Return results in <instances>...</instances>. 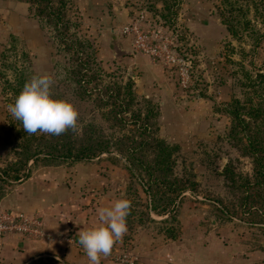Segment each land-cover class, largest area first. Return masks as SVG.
<instances>
[{
    "label": "rangeland",
    "instance_id": "obj_1",
    "mask_svg": "<svg viewBox=\"0 0 264 264\" xmlns=\"http://www.w3.org/2000/svg\"><path fill=\"white\" fill-rule=\"evenodd\" d=\"M219 2L178 0L174 13L168 18L162 17L166 12L162 11L159 1H153L155 9L148 7L146 0L65 2L66 17L92 44L98 66L122 80L130 78L137 98L153 104L157 112V136L177 145L173 174L186 184V189L174 198L170 206V219L161 222L167 215L149 212L146 195L124 168L122 160L101 155L83 162L26 161L27 175L41 167L87 165L88 171H94L96 177L83 182L80 194L96 192L108 198L106 201L110 198L132 201L127 218L128 231L119 245L123 251L116 256L118 263L133 264L134 258L129 254L136 243L133 236L147 234L153 238L151 244L167 245L169 249L183 245L185 250H189L198 245L205 249L216 248L219 252L221 248L223 251L218 255L217 264H224L226 259L229 264H264V219L252 223L238 206L243 190L241 185L244 180L252 181V159L243 152L242 134L232 132L236 120L229 105L230 100L237 99L243 105L240 111L243 113L250 103L264 102V89L256 88L254 91L248 83V79L256 80L258 72L264 74V25L260 17L264 0L233 1L236 10L249 9L245 19L239 15L233 18L238 20L235 34L226 30L221 22L216 8L217 5L221 7ZM24 3L27 15L40 29L41 47L30 48V41L8 33L0 39V106L4 118L2 152L5 153L0 160V168L16 159L18 142L15 133L18 125L8 111V105L13 103L9 84L19 73L26 82L34 75L50 74L55 60H61V56L55 53L56 44L48 29L40 26L33 7ZM141 10L147 15V26H155L171 38L175 52L189 62L186 87L178 84L174 66L152 61L135 51L131 37L120 32V27ZM113 43L132 53L114 56ZM137 56L160 80L153 79L146 85L135 87L136 75L143 73L135 67L134 58ZM161 83L165 84L166 90L159 94L158 90L163 87ZM65 99L78 109L79 119L92 115L88 101H75L67 91ZM95 114L96 122H101L100 116ZM39 134L36 133L37 136ZM82 169L87 171L88 168ZM224 170L226 175H223ZM92 183L97 185L93 187ZM94 203L96 200H89L88 204ZM222 208L228 211L223 212ZM148 215L155 221L149 220ZM166 228H171L173 236L167 235Z\"/></svg>",
    "mask_w": 264,
    "mask_h": 264
},
{
    "label": "trees",
    "instance_id": "obj_2",
    "mask_svg": "<svg viewBox=\"0 0 264 264\" xmlns=\"http://www.w3.org/2000/svg\"><path fill=\"white\" fill-rule=\"evenodd\" d=\"M30 4L41 27H46L56 44V54L61 60H55L52 72L55 83L52 96L65 99L66 91L75 101H88L92 115L78 120L76 130L54 136L49 134H28L21 121L16 120L17 151L16 159L0 168V197L6 186L27 176V160L35 163L90 161L104 155L106 158L122 160L124 168L136 180L146 195V207L156 215H171L170 206L174 198L186 189V184L173 174L174 153L177 145L169 144L157 136V112L148 100L140 101L134 92V83L130 78L122 80L112 72H105L98 66L95 50L90 41L76 30V24L66 17V0H18ZM153 1L161 3L162 17L168 18L174 12L178 0H146L150 8L155 9ZM232 1V2H230ZM234 0H220L216 6L218 16L226 30L236 33L238 20L236 15L245 19L246 9L236 10ZM236 12V14H233ZM264 25V10L260 14ZM248 23V20H244ZM245 29V25H242ZM254 79H248L249 86L264 89V74L258 72ZM26 83L21 73L16 74L9 89L16 96ZM66 100V99H65ZM232 116L236 120L232 132H240L244 139L243 152L252 159V181L244 180L238 206L252 223L264 219V102L250 103L241 113L243 105L237 99L230 100ZM95 112L101 118L96 122ZM246 117V118H244ZM238 130H235L237 129ZM226 175V170L223 171ZM227 212V208H222ZM149 220H153L148 215ZM264 228V223H262ZM166 233L173 236L171 228ZM23 264H66L53 256L45 255Z\"/></svg>",
    "mask_w": 264,
    "mask_h": 264
},
{
    "label": "crops",
    "instance_id": "obj_3",
    "mask_svg": "<svg viewBox=\"0 0 264 264\" xmlns=\"http://www.w3.org/2000/svg\"><path fill=\"white\" fill-rule=\"evenodd\" d=\"M5 33L17 35L20 40L27 39L31 42L30 48L41 47L40 29L36 21L27 15V5L24 2L0 0V39ZM134 61L137 70L143 71L136 75V88L137 85H146L147 81L160 80L150 73V67L143 63L141 57H135ZM164 87L165 84L158 90L159 94L166 90ZM3 136L4 118L0 106V160L5 155L2 152ZM84 167L88 168L87 171L82 169ZM76 170L82 173H76ZM88 170L89 166L81 164L74 168L41 167L5 187L4 194L0 197V209L38 216L50 240L18 234L2 236L0 264H23L45 255L53 256L66 264H89L86 253L79 244L78 232L95 226L98 223V208L108 206L115 200L110 198L106 201L108 198L105 199L104 195L96 192L80 194L79 188H82L83 182L96 177L94 171ZM96 185L91 184L93 187ZM89 200H96V203L89 206ZM133 237L136 240L135 247L129 251L134 258L133 264H217L218 255L223 251L221 248L218 252L216 248L205 249L198 245L189 250H185L183 245L169 249L167 245L159 247L156 242L151 244L153 238L147 234ZM119 245L120 243L114 247L110 256L101 259V264H121L116 260V256L123 251ZM224 264H229V260L226 259Z\"/></svg>",
    "mask_w": 264,
    "mask_h": 264
},
{
    "label": "clouds",
    "instance_id": "obj_4",
    "mask_svg": "<svg viewBox=\"0 0 264 264\" xmlns=\"http://www.w3.org/2000/svg\"><path fill=\"white\" fill-rule=\"evenodd\" d=\"M55 80L49 73L34 75L25 83L14 103L8 105L12 117L22 122L28 134L43 133L59 136L69 129L76 130L79 111L68 100L55 99L52 86ZM132 201L120 198L108 206L98 208V223L78 232L89 264H101L127 234V218Z\"/></svg>",
    "mask_w": 264,
    "mask_h": 264
},
{
    "label": "built area",
    "instance_id": "obj_5",
    "mask_svg": "<svg viewBox=\"0 0 264 264\" xmlns=\"http://www.w3.org/2000/svg\"><path fill=\"white\" fill-rule=\"evenodd\" d=\"M147 23V15L141 10L120 27V32L131 37V46L135 51L148 56L152 61L174 66L178 84L186 87L190 73L189 62L175 52L171 38L155 26L148 27ZM11 234L50 240L38 216L20 211L0 210V237Z\"/></svg>",
    "mask_w": 264,
    "mask_h": 264
},
{
    "label": "water",
    "instance_id": "obj_6",
    "mask_svg": "<svg viewBox=\"0 0 264 264\" xmlns=\"http://www.w3.org/2000/svg\"><path fill=\"white\" fill-rule=\"evenodd\" d=\"M112 49H113L114 56H122L125 54H131L132 53L131 50L122 49L119 47L118 44H115V43L112 44Z\"/></svg>",
    "mask_w": 264,
    "mask_h": 264
}]
</instances>
